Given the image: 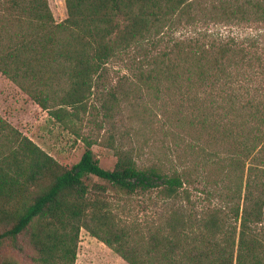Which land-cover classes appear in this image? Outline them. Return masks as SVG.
Instances as JSON below:
<instances>
[{
  "label": "trees",
  "instance_id": "obj_1",
  "mask_svg": "<svg viewBox=\"0 0 264 264\" xmlns=\"http://www.w3.org/2000/svg\"><path fill=\"white\" fill-rule=\"evenodd\" d=\"M183 2L63 0L56 23L47 0H0V75L56 123L85 113L93 79L125 57L129 90L152 96L140 118L175 145L189 138V166H166L138 165L110 135L76 134L83 150L65 168L0 118V247L19 252L25 237L34 264H74L83 229L126 264H264L250 229L264 223V33L173 40L162 28L198 20ZM201 18L264 25V0L210 2ZM94 144L113 151L110 170ZM200 170L196 213L188 188ZM133 197L160 206L148 223L119 220L117 203Z\"/></svg>",
  "mask_w": 264,
  "mask_h": 264
},
{
  "label": "rangeland",
  "instance_id": "obj_2",
  "mask_svg": "<svg viewBox=\"0 0 264 264\" xmlns=\"http://www.w3.org/2000/svg\"><path fill=\"white\" fill-rule=\"evenodd\" d=\"M183 1L184 4H191L190 13H195L198 20L188 24L180 22L170 29L162 28V32L167 33L166 36L173 40L209 33L233 37L249 36L256 31L264 33V25L229 26L220 22L212 24L209 20H202L201 14L208 10L209 3L217 0ZM47 4L56 23L64 19L63 0H47ZM129 78L127 58L109 61L102 68L101 74L93 79L86 112H79L75 119H64L63 123L58 124L0 75V118L65 168L75 164L83 150L82 143L75 137L76 134L89 136L91 140L110 135L115 149L132 154L138 165L162 161L166 163V166H171L177 165L180 161L184 166H189L183 156L185 153L183 143L188 142L189 138L180 134L178 138L180 140L175 145L174 141L171 143L168 138L163 137L160 125L153 122L149 116L141 119L138 114L141 108L152 110L150 102L152 96L142 92L136 94L131 92L126 83ZM99 125L100 131L97 130ZM90 149L100 168L104 170L112 168L115 162L112 150L99 144L92 145ZM202 174L201 170L195 172L192 175L195 183L188 188L191 192L189 207L196 213H199L205 205L203 194L198 192L202 188ZM262 180L264 181V178ZM214 203H217V200ZM159 207L158 203L154 205L144 203L140 198L133 197L125 204L117 203L115 212L121 222L133 220L144 224L158 213ZM250 229L259 239L264 256V223L251 225ZM18 244L21 247L19 252L14 251L7 241L2 243L0 264L5 260H8L9 264H34L35 255L28 247L25 237H20ZM74 264L126 263L102 243L90 237L86 231L80 229Z\"/></svg>",
  "mask_w": 264,
  "mask_h": 264
}]
</instances>
